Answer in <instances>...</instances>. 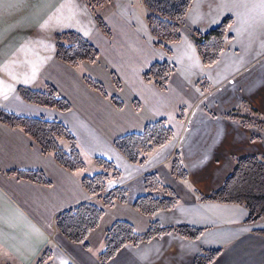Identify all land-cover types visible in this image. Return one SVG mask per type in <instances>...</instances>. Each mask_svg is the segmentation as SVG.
Masks as SVG:
<instances>
[{"label":"crops","instance_id":"1","mask_svg":"<svg viewBox=\"0 0 264 264\" xmlns=\"http://www.w3.org/2000/svg\"><path fill=\"white\" fill-rule=\"evenodd\" d=\"M85 7L84 0H0V109L61 122L76 138L85 163L84 169L68 170L24 130L0 120V260L36 264L48 249L49 264H102L105 235L116 221H127L144 233L157 220L163 225L186 223L203 228V233L198 240L169 233L137 246L127 244L107 264H193L197 255L216 248L223 251L211 264H264V218L247 223L245 206L200 202L195 192L210 195L219 190L234 171L235 158L264 156V132L224 117L243 101L264 115V0H193L181 40L158 47L148 45L157 40L148 29L149 13L121 14L114 21L97 11L109 27L107 35ZM229 16L233 22L225 50L215 65L206 67L190 31L209 32ZM134 27L142 37L134 38ZM68 31L79 33L99 50L97 62L72 67L57 58L55 35ZM126 32L131 44L119 42ZM155 62L173 66L165 90L144 79ZM85 75L101 82L123 107L90 87ZM47 84L68 100L71 110L36 105L19 93L22 87L41 91ZM160 119L168 122L175 138L149 154L144 164L131 163L115 147L116 139L141 133L146 124ZM64 146L69 150V143ZM176 152L188 172L187 181L170 172ZM86 158L92 159L90 172ZM96 158L112 162L120 171L107 189L125 187L127 203L116 201L107 207L84 188L83 177L102 171ZM31 172H40L47 181L25 175ZM153 172L180 201L148 216L133 203L147 194L145 177ZM155 195L166 197L161 191ZM86 202L105 210L87 238L89 248L70 241L56 227L61 212Z\"/></svg>","mask_w":264,"mask_h":264},{"label":"trees","instance_id":"2","mask_svg":"<svg viewBox=\"0 0 264 264\" xmlns=\"http://www.w3.org/2000/svg\"><path fill=\"white\" fill-rule=\"evenodd\" d=\"M109 0H90L95 21L100 29L110 34L108 25L103 17L97 14V7H104ZM148 9L146 22L148 28L158 40V45L163 43H175L181 40V30L187 23V14L193 0H143ZM233 18L227 17L217 28L203 33L197 28L192 29L191 37L195 42L199 56L204 66L215 65L223 51L229 26ZM56 56L72 67H78L83 62H97L100 52L85 37L75 31L58 33L55 35ZM173 72V66L168 62H155L144 73V79L154 82L160 89L165 90L169 77ZM87 84L101 92L117 105L123 107V103L115 96H110L105 86L90 77L84 76ZM116 81V78H115ZM117 82V81H116ZM118 83V82H117ZM203 89H207L206 82L200 83ZM19 93L28 102L59 111H69L72 106L57 89L47 84L44 90L19 88ZM138 107V105L136 104ZM225 118L239 122L247 128H256L264 132V115L247 101H243L240 107L224 115ZM180 117L185 119L184 109H181ZM0 120L4 123L24 130L35 140L45 153L52 154L55 159L68 170L75 172L85 168L78 143L74 135L59 121H49L43 118L21 117L0 109ZM175 138L172 128L165 119L146 124L141 133H131L115 140V147L133 164H144L149 154L156 149L169 144ZM69 143V150L63 148L60 140ZM96 164L102 169L101 172L82 179L84 188L91 196L102 199L107 207L114 205L116 201L127 203L128 191L125 187L107 189V183L111 179H118L121 174L115 165L103 158H96ZM236 167L226 179L223 186L211 193L204 195L195 190L200 202L237 203L246 207L249 212L247 223H255L264 218V156H246L235 158ZM171 174L182 181L188 180L186 171L179 152H176L171 160ZM21 174V173H19ZM24 174V173H22ZM33 180L46 182L40 172L25 173ZM147 194L138 198L133 206L136 210L148 216H155L159 211L170 210L180 201L175 192L164 185L156 173H150L145 177ZM163 192L166 197L159 198L156 192ZM105 213L102 207L86 202L76 207L61 212L56 217L58 231L74 243L89 248L87 238L96 229ZM177 233L182 237L198 240L203 228L191 226L186 223L177 225H163L157 220L151 222L150 228L144 232H138L134 225L118 220L105 235V249L99 255L102 264H107L127 244L139 245L164 234ZM264 233V231H263ZM223 248L205 250L197 255L193 264H211L222 253ZM52 256L50 250L45 249L36 264H49Z\"/></svg>","mask_w":264,"mask_h":264},{"label":"rangeland","instance_id":"3","mask_svg":"<svg viewBox=\"0 0 264 264\" xmlns=\"http://www.w3.org/2000/svg\"><path fill=\"white\" fill-rule=\"evenodd\" d=\"M80 1V0H79ZM85 1V5H86V7H85V12H87V13H90L91 14V12H90V10L89 9H91L90 7H89V5H88V1H90V0H84ZM82 4H83V2H82ZM70 6H71V8H73V6H75V4L72 2V1H70ZM89 7V8H88ZM92 11V10H91ZM98 11V13H100V12H102V14L105 16V17H107V18H109L110 20L111 19H113L114 18V21H116V18H118L119 17V19H120V16L121 17H123L121 14H123L124 16L125 15H127V13H128V15H130L129 13H132L133 12V14H138V15H140V16H142V17H146V15L148 14V9L146 8V6L144 5V3H143V0H113V2L111 1V0H109L108 1V3L104 6V7H97L96 8V12ZM77 12H79L78 14H79V18L81 19V20H83L84 18L83 17H85V16H83V13L82 12H80V11H77ZM123 12V13H122ZM93 13V12H92ZM147 13V14H146ZM119 15V16H115V15ZM149 29V28H148ZM192 30V29H191ZM134 31H137L138 33H139V30H138V28L136 29L135 27H134V30H133V32ZM149 32H150V30H149ZM191 33H192V31H190ZM134 34V38L137 36L138 37V35L136 34V32H134L133 33ZM150 35H151V32H150ZM140 37H142L141 36V34L139 35ZM151 36H153V35H151ZM143 39V38H142ZM151 39H153V38H151ZM135 40V39H134ZM145 40V39H144ZM146 41V40H145ZM154 42H153V44H152V42L150 41V43L148 42V45L149 46H152V45H154V46H162V45H158V40H153ZM121 44L124 42V43H126V44H131L132 43V39H131V36L130 35H127V32L126 33H122V41H119ZM134 43H139V41H137V39L134 41ZM147 43V42H146ZM142 44H144L145 45V43H142ZM116 81H117V79H116ZM213 101V100H212ZM225 117V116H224ZM60 144L63 146V147H65L64 145H68V142L66 141V140H60ZM86 164H87V172H90V170H91V168L93 167V163H92V159H90V158H86ZM108 184V183H107ZM51 240H53L54 241V238L53 237H51Z\"/></svg>","mask_w":264,"mask_h":264},{"label":"built area","instance_id":"4","mask_svg":"<svg viewBox=\"0 0 264 264\" xmlns=\"http://www.w3.org/2000/svg\"><path fill=\"white\" fill-rule=\"evenodd\" d=\"M0 264H10L7 259H1ZM31 264V263H30Z\"/></svg>","mask_w":264,"mask_h":264}]
</instances>
